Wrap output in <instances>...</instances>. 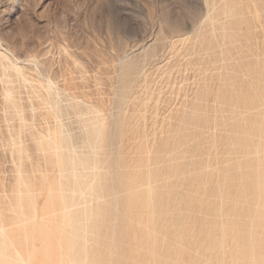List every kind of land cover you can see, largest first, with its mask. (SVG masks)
<instances>
[{
  "label": "rangeland",
  "instance_id": "1",
  "mask_svg": "<svg viewBox=\"0 0 264 264\" xmlns=\"http://www.w3.org/2000/svg\"><path fill=\"white\" fill-rule=\"evenodd\" d=\"M263 98L264 0H0V240L76 264V220L82 264H264Z\"/></svg>",
  "mask_w": 264,
  "mask_h": 264
},
{
  "label": "bare ground",
  "instance_id": "2",
  "mask_svg": "<svg viewBox=\"0 0 264 264\" xmlns=\"http://www.w3.org/2000/svg\"><path fill=\"white\" fill-rule=\"evenodd\" d=\"M259 12V11H258ZM181 39H183L184 40V38H181ZM173 40V39H172ZM165 41V40H164ZM181 41V40H180ZM174 42V41H173ZM164 46V45H163ZM17 66H15V68H16ZM18 69V68H17ZM144 69V68H143ZM142 69V70H143ZM21 73V72H20ZM142 83V82H141ZM33 85H36V84H33ZM39 86H40V84H39ZM36 87V86H35ZM44 86H42V88H43ZM145 88H146V86H145ZM37 89H40V88H38L37 87ZM37 89H35L36 91H37ZM42 90V89H41ZM41 90H39L40 92H42ZM35 91V93H37ZM40 94V93H39ZM41 94H43V92L41 93ZM41 94L39 95V96H41ZM44 95V94H43ZM43 95L41 96V97H43ZM257 97H258V95H257ZM257 97H256V99H257ZM264 99V98H263ZM136 102V101H135ZM255 102V101H254ZM253 102V103H254ZM99 126V125H98ZM101 128V127H100ZM100 133V132H99ZM93 135V134H92ZM91 135V136H92ZM54 136V135H53ZM52 137V136H51ZM51 137H49V138H51ZM55 138H53V140L54 139H56L57 140V136L55 135L54 136ZM51 140H52V138H51ZM60 141V140H59ZM50 142V141H49ZM48 142V143H49ZM54 142H55V140H54ZM57 143V141L55 142V144ZM250 143V142H249ZM52 144L53 143H50V145L52 146ZM58 145H59V143H57ZM90 144V143H89ZM57 145V147H58V149H60L59 148V146ZM50 146V147H51ZM52 147H54V146H52ZM57 147H56V149H57ZM51 149V148H50ZM54 149V148H53ZM63 149V148H62ZM61 150V149H60ZM60 150H58V151H60ZM55 151V150H54ZM57 151V152H58ZM56 152V151H55ZM62 152H64V151H62ZM57 154V153H56ZM52 155H53V153H52ZM51 155V153H50V156H52ZM55 156V155H54ZM58 156V155H57ZM60 156H61V154H60ZM95 159V158H94ZM49 162H50V160H49ZM94 164V163H93ZM84 165V164H83ZM61 166L62 167H66L67 165H66V163L64 162V160H61ZM80 169V168H79ZM80 172H82V171H80ZM77 173V172H76ZM75 175V174H74ZM79 175V174H78ZM77 174H76V176H78ZM81 175V174H80ZM85 175V174H84ZM84 175H81V176H84ZM81 176H80V178H81ZM85 176H87V175H85ZM84 176V177H85ZM32 178V177H31ZM78 178V177H77ZM76 178V179H77ZM83 178V177H82ZM81 178V179H82ZM87 178V177H86ZM95 178V177H94ZM26 179V178H25ZM23 180V181H26V180ZM34 179V178H33ZM73 179V178H72ZM79 179V178H78ZM80 179V180H81ZM41 180V179H40ZM43 180V179H42ZM46 180V179H45ZM74 180H75V178H74ZM86 180V179H85ZM84 180V181H85ZM93 180V179H92ZM29 181V180H28ZM27 181V182H28ZM31 181V180H30ZM65 181H66V179H65ZM72 181V180H71ZM43 182H44V180H43ZM49 182V181H48ZM74 181H72V183H73ZM22 183H24V182H22ZM50 183V182H49ZM62 183H63V179H62ZM69 183V182H68ZM149 183L150 182H148V186H149ZM42 184V182L40 183V185ZM66 184V183H65ZM74 184V183H73ZM79 184H81V185H79L81 188H82V192H81V194L82 193H84V189L83 188H89V185L87 184V183H85V182H82V180H81V183H79ZM90 184V183H89ZM92 184V183H91ZM151 184V183H150ZM67 185V184H66ZM93 185V184H92ZM42 186H43V184H42ZM104 186V185H103ZM92 187V186H91ZM43 189V188H42ZM41 189V190H42ZM94 189V188H93ZM35 191H36V189H34ZM39 190V189H38ZM81 190V189H80ZM79 190V191H80ZM89 191H92V190H89ZM94 191H95V193H97L96 192V190L94 189ZM47 192V191H46ZM27 193V192H26ZM29 193V192H28ZM35 193V192H34ZM33 193V194H34ZM38 193H40V192H38ZM37 193V194H38ZM29 194H31V193H29ZM42 194H43V192H42ZM41 194V195H42ZM35 195H36V193H35ZM29 196H31V195H29ZM28 195H26V196H18L17 198H16V202H15V206L17 207V208H20V209H24V208H29L30 209V211L31 210H34V208H32V204H34V203H31V201H30V198L31 197H29ZM99 196V195H98ZM35 197V196H34ZM100 197V196H99ZM52 199V198H51ZM70 201H72V200H70ZM33 202V201H32ZM70 203V202H69ZM72 204V203H71ZM43 205V204H42ZM71 206V205H70ZM69 206V207H70ZM32 208V209H31ZM43 208V207H42ZM70 209H71V207H70ZM37 210V209H36ZM59 210V209H58ZM74 210V209H73ZM73 210L71 211V212H73ZM2 211V210H1ZM18 211H20V210H18ZM23 211V210H22ZM25 211V210H24ZM27 211V210H26ZM35 212V211H34ZM38 212V211H37ZM35 213L36 215L35 216H37V214H38V216H39V213ZM39 212H40V209H39ZM43 212V211H42ZM23 213V212H22ZM31 213H33V212H31ZM44 213V212H43ZM84 213H86V212H84ZM20 214V213H19ZM45 214V213H44ZM1 215H3V216H5L4 214H2L1 213ZM29 215H32V214H29ZM40 215H42V213H40ZM2 216V218H4ZM9 216V215H8ZM24 216V215H23ZM44 216V215H43ZM43 216H39V218H41L42 220H41V222L44 220V218L45 217H43ZM51 216V215H50ZM25 217H26V215H25ZM7 218V217H6ZM30 218V217H29ZM31 218H34V216H31ZM30 218V219H31ZM5 219V218H4ZM8 219V218H7ZM24 219V218H23ZM38 219V218H37ZM48 219V218H47ZM50 219V218H49ZM49 219L47 220L48 221V223H49ZM28 220V219H27ZM36 220V219H35ZM90 220V219H89ZM1 221H3V220H1ZM4 221H6V219L4 220ZM38 221V220H37ZM45 221H46V219H45ZM51 221V220H50ZM83 221V220H82ZM86 221V220H85ZM102 221V220H101ZM24 222H25V220H24ZM24 222H23V224H24ZM30 223H31V225H32V220L31 221H29ZM52 222V221H51ZM1 223H3V222H1ZM6 223V222H5ZM39 223V222H38ZM88 223H89V221H88ZM8 224V223H7ZM6 224V225H7ZM26 224V223H25ZM37 224V223H36ZM80 224V223H79ZM4 225V224H3ZM42 225V224H41ZM49 225V224H48ZM88 225V224H87ZM5 226V225H4ZM8 226H9V224H8ZM26 227H27V225H25ZM33 226H35V224L33 225ZM84 226H86V225H84ZM98 226V225H97ZM12 227V226H11ZM24 227V226H23ZM95 227V226H94ZM1 228V227H0ZM83 228V227H82ZM86 228V227H85ZM6 229H9L10 231L12 230V228L10 229V226L8 227V228H6ZM28 229V228H27ZM35 229V228H34ZM80 229H81V227L78 225V223H77V221L75 220V221H73V223L71 224V233L67 236V237H65L66 239H65V243H66V245L70 248V249H73L74 250V258H75V260H76V264H82V255L84 254V253H86L85 251H86V247H85V245H86V243H84L85 245H83V243L81 242V239L83 238V235H82V233H81V231H80ZM96 229V228H95ZM101 229H102V227H101ZM100 229V230H101ZM1 230V229H0ZM9 230H5V232H7L8 231V234H10V231ZM26 230V229H25ZM83 230V229H82ZM1 231H3V230H1ZM0 231V232H1ZM13 231V230H12ZM12 231H11V234H12ZM29 231V230H28ZM27 231V232H28ZM46 230L44 229V231H43V234L44 233H46L45 232ZM98 231H99V229H98ZM104 231V230H103ZM4 232V231H3ZM3 232L2 233H0L1 235L0 236H2V240H3V238L5 237L4 235H5V233H4V235H2L3 234ZM52 232V231H51ZM100 232H102V231H100ZM32 234L30 235V234H28L27 236H29L30 235V237H26V236H23V239H19V240H21V241H18V242H20L21 244H24V245H26V243H28L27 242V238H29V240L31 241V242H29V243H32V248H33V246H35L36 245V243H37V241L39 240V239H41V237H42V235H41V231H38V230H33V232H31ZM85 233H86V231H85ZM102 234H104L103 232L101 233V235ZM14 235V234H13ZM12 235V236H13ZM47 235V234H46ZM86 235V234H85ZM104 236V235H103ZM102 236V237H103ZM46 237V236H45ZM101 237V238H102ZM105 237V236H104ZM20 238V237H19ZM22 238V237H21ZM43 238V237H42ZM86 238V237H85ZM252 238H253V236H251L250 234L248 235V237H247V235H246V237H245V242H244V249H255V248H257L258 247V245H259V242H257L256 244H254V245H250V243H251V241H252ZM7 239H8V235H7ZM6 239V237H5V240H7ZM18 239V238H17ZM2 240H0V249H1V251H0V264H19L18 263V261L13 257V255L14 254H10V253H13L12 251H10V253L7 251V249H9L8 248V246H10V245H8L7 246V244H6V242L5 241H2ZM83 240V239H82ZM89 240H92L91 238L89 239ZM94 240V239H93ZM102 240H103V238H102ZM42 242V241H41ZM92 242V241H91ZM9 244V243H8ZM20 244V245H21ZM40 244V243H39ZM41 245V244H40ZM22 246V245H21ZM30 246V245H29ZM38 246V245H37ZM90 246V245H89ZM23 247V246H22ZM25 247V246H24ZM27 247V246H26ZM36 248V247H35ZM94 248H95V246H94ZM97 249V248H96ZM102 254H103V256L105 257L104 258V261L103 262H106L107 260H108V257H109V252H107V251H100ZM99 252V250H96V251H92V255H93V257H94V263L95 262H97V264L98 263H100V260H101V258L100 257H97L98 256V253H100ZM51 254V253H50ZM50 254H47V256L48 257H50ZM244 256H245V259H247V254H246V252H244ZM255 263L254 264H262V261H259V260H256V261H254ZM51 264V263H50ZM61 264H63V263H61ZM251 264V263H250Z\"/></svg>",
  "mask_w": 264,
  "mask_h": 264
}]
</instances>
